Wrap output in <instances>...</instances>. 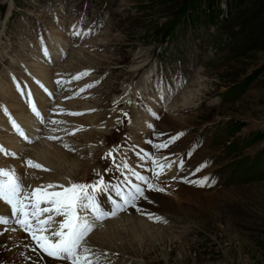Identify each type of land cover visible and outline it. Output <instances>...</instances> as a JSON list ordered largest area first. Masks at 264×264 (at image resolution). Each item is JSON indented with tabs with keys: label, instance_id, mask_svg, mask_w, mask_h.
Wrapping results in <instances>:
<instances>
[{
	"label": "rangeland",
	"instance_id": "374dc122",
	"mask_svg": "<svg viewBox=\"0 0 264 264\" xmlns=\"http://www.w3.org/2000/svg\"><path fill=\"white\" fill-rule=\"evenodd\" d=\"M162 1L0 0V53L7 52L6 58H0V73L5 75H1L0 79L2 83L8 82L7 73L13 67H20L21 58L27 52L23 51L27 43L29 48L35 49L41 44L46 45L53 34L62 35L68 40L67 34L70 36L69 42L73 43L56 66L62 63V67H72L60 71L67 78L74 74L81 75V85L89 84L83 92L85 98L96 99L103 104L92 110L106 113V116L115 111L119 118V114L126 111L128 117L151 101L153 90L149 83L152 76L147 81L145 91L140 94L135 92L146 79L147 74L142 80L141 76L150 65L156 66L155 81L173 82L175 77L180 78L178 73L183 75L187 88L183 92L194 93L200 88L191 102H195L198 93H201L200 99L193 108H181L170 117L160 116L161 127L157 134L164 132V139L167 140V137L184 133L171 145L172 151H180L179 156L171 151L172 155L175 154L172 158L175 159L177 155L176 165L184 154L191 156V160L201 159L192 163L193 166L207 162L208 166L202 170L205 174L202 180H206L207 184L158 183L165 191L149 194L163 195L168 199L157 205L163 208L165 200L172 198L175 206L181 205L187 208L186 211L176 216L169 209L157 208L156 212L151 213L144 208L152 215L149 219L146 213V220L155 226L147 230L145 248L130 257L123 254L124 251L115 249L112 253L114 260L106 259L103 264L107 261V264H119L123 259L121 256L126 258L122 264H264V140L251 142V135L255 132L264 133V52L238 64L229 59L233 39L226 34V24L222 23V19L227 20L230 14L229 0H211L210 7L207 0H171V4ZM175 5L181 9L183 6L193 7L192 14L197 16L195 27L191 29L181 23L171 39L162 40L156 33H163L161 29L177 11L167 12V7ZM207 12H211L213 20L207 18ZM85 31L87 34L82 39L71 37L73 33ZM72 49L84 53L78 57L75 54L72 58L75 60L70 64L65 60ZM13 60L16 61L15 65L11 63ZM43 60L46 63V59ZM135 65L142 68L132 69ZM243 69L245 75L241 79H249L250 83L243 92L235 93L232 97L235 88L229 82L230 76ZM69 90H76V87ZM124 95L125 102L117 105L116 99ZM116 106H121L123 110L119 111ZM118 118L115 124H120L115 129L109 126L107 138H103L101 147L119 148L125 142H131L129 136L128 140L122 134L130 129L131 118L121 121ZM55 120L59 123L62 119ZM69 120V117L65 120L66 126ZM169 120L179 122L172 124ZM58 123H54L56 128L63 126L59 127ZM180 141L181 145L177 147ZM232 141L235 143L225 152L224 146ZM159 153L160 158L167 156L165 150ZM256 154L257 160L253 158ZM46 169H49L46 172L53 174L52 169ZM171 169L165 170V173L171 175ZM182 169V172L194 173V168L188 164H184ZM93 173L99 174L97 167ZM78 175L85 177V173ZM187 188L190 192L186 191ZM143 201L154 205L152 200H140L136 207L123 211L126 212L123 215H130L129 209H137ZM138 214L144 218L139 211ZM161 230H166V233L162 234ZM123 234L126 238L133 237L131 231ZM103 239L100 243L103 248H114L108 235Z\"/></svg>",
	"mask_w": 264,
	"mask_h": 264
},
{
	"label": "bare ground",
	"instance_id": "6f19581e",
	"mask_svg": "<svg viewBox=\"0 0 264 264\" xmlns=\"http://www.w3.org/2000/svg\"><path fill=\"white\" fill-rule=\"evenodd\" d=\"M80 35L81 34H79V37ZM84 35L82 37H84ZM62 37V35L57 36L56 34H53V36H51L49 39L48 51L49 53H51L49 55L51 63H45L44 61L42 62L40 53L33 52L34 50L31 47L29 48V43H27V46L25 47L26 49H23L24 52H27H25L23 58H21V62L23 60V62L26 63L25 66L27 70H29L34 76H25V74L23 75L22 71H20V73L24 76V82L22 83L25 87L24 92L31 93L32 99L36 102V106L41 111L43 117H46V120L50 116H53L55 119H62V125H65V120L69 117V127L64 126L65 130L76 128L78 130L77 132H73L74 134L72 133L71 136H62L64 137V139L62 137L50 139V137L54 136L52 129H55L57 125L47 122L39 123L33 116L34 113L29 112V105L26 104L27 101L23 98H19L18 94L14 92L15 89L13 88L12 83L9 82V80L6 83H2V79H0V100H3L4 102L9 104L12 110L11 112L14 113L13 120L15 121V123H18L19 126H23V128L21 127V129L23 130L24 135L27 137V139H25L24 137L20 136L18 132H15L12 129L13 124L11 123V121H9L7 117L3 116L2 113H0V148L4 149V151H0V169H15L17 174H19L23 178V183L26 187L28 185L31 186V188H35L39 186V184L42 185L48 183H59L67 185V179H69V177L67 176H76L77 174L85 173L84 176L86 177V175L89 174L87 171H89L91 165L96 162L98 151L101 150V147L98 146V140L106 133L105 127L102 128L103 119H105L106 113H91L93 107L103 105L101 104V102H98L96 99H94L95 101L92 99L81 100L78 96L76 98L68 96L64 98V101H61L60 96H57V86L55 85V81L53 79L57 74L56 72L72 69V67H62V63H60L59 66H56L57 62L61 60L60 58L64 54L68 53V49H70V47H72L73 45V43L69 42V39L67 40ZM67 38H69V36H67ZM28 42L31 41L29 40ZM82 53L84 52L72 49L68 59H66L65 61H68L70 64H72L73 60H75L72 59L74 58L73 56H75L76 54L75 57H78L81 56ZM15 62L16 61L13 60L11 63L15 65ZM29 67L32 68V70ZM18 68L19 66L13 67L14 70ZM134 68L135 70H138L142 67H140V65H135L132 69ZM151 71V69H146L144 75L141 76L142 80L147 74L146 79L144 78L145 83L142 82V88L140 87L143 91H145V89L147 88V81L149 80L148 78L151 75ZM3 74L4 73H0V78ZM6 78L7 77H5L4 79ZM181 87L177 90H175V87H172V95L166 92L165 89L162 90V93L164 95L163 100L165 103L164 107H162L161 110H164V115L168 117L173 116L175 115V112L177 110L193 106L196 104L195 102L200 99L198 97L201 93H198V97L195 102H193V104L191 102L195 99L194 93L196 91L200 92V88L193 91L194 93H192L188 91L183 92L187 89L186 85L182 88ZM175 91H178V93H173ZM67 94L70 93L64 91L61 93V96H65ZM52 96L55 98L54 102L51 101ZM173 99L175 100L173 101ZM68 107H72L78 110H86V112L82 115L72 116L70 115V113L66 112V109ZM53 109L55 111L62 110L63 114H59L58 112L57 114H53ZM68 114L70 116H68ZM111 121L112 118L109 119L108 124L111 123ZM160 121L161 120H151V125H153L154 127V130H152L154 131L156 136L158 128L161 127ZM169 122L175 124L179 121L176 122V120H169ZM133 124L135 125V128L144 131L143 136L145 138L148 137L146 129L142 128V123L141 120H139L138 116L135 117ZM87 126H90L91 128L86 129L85 127ZM81 127H84L82 131L79 130ZM161 130L165 131V129ZM57 133L59 132H56L55 134ZM150 139L153 142V145L159 143L157 137H153ZM141 140V144H143L144 140ZM160 151L161 150H159V152ZM156 155H158V158L156 156L157 159H161L160 153ZM141 157L142 155L136 154L135 156L129 158V161L134 167L137 168L139 166L141 171H146V160H141ZM29 159L35 163L43 165L45 168L52 169L53 174L41 169L28 167L26 162ZM171 170L174 171V169ZM151 174V171H147L145 175L150 180H153L154 177ZM171 175H167V173L164 172L158 182H169V176ZM186 191L190 192V189L187 188ZM149 193V200H152L154 205L147 204L149 202L146 203L143 201L141 204H139L137 209H129L131 213L130 215L125 214L127 218H124L125 215H123L126 212L118 214L117 217L113 219L109 218L104 221L101 226H99L93 231L92 234H90L91 236L88 238L87 244L89 247L95 250V253L98 255V257H100L101 262L105 263L106 259L108 261L112 259V253L115 251V249L118 250V252L124 251L123 254H127L130 257L134 255V253H140V251L145 248L146 242L148 241L147 230L155 226L149 223L151 221H149L148 219V221L146 220L147 217L145 216V214L148 212L146 210L144 211V208H147L151 213L156 212L160 208V205L157 204L164 199H168L163 197V195L161 196ZM166 193L168 194V192ZM177 203L181 204L179 202ZM7 207L8 206L5 203L0 201V213L5 214V212L8 211ZM164 209H169L170 211L172 210L175 215L178 216L177 213L186 211L187 208H183L181 205L175 206L171 198L169 200H165L163 208H160V210ZM138 211L140 212L141 216H144L145 219L139 217L140 215L138 214ZM150 217H152L151 214H149V219ZM98 225H100V223ZM3 226L5 225L0 226V230ZM12 229L13 228H9L8 232L0 234V264H66V262L57 261L52 257H48L38 249L33 251V249L35 248L34 242L31 239L27 238V235L22 232L21 229L15 231H13ZM121 229L124 231L121 232ZM130 231V235L133 237L126 238L123 233H128ZM161 233H166V230H161ZM107 235L108 238L113 241L114 250L111 248V246L110 249H106L100 245L101 241H104L103 238H106ZM8 237H10L11 239L9 240ZM103 253H105L104 256L102 255ZM136 256L137 255H135V257ZM121 257L123 258L122 262L126 260L125 256ZM122 262L118 263L122 264Z\"/></svg>",
	"mask_w": 264,
	"mask_h": 264
},
{
	"label": "snow or ice",
	"instance_id": "6c2138e0",
	"mask_svg": "<svg viewBox=\"0 0 264 264\" xmlns=\"http://www.w3.org/2000/svg\"><path fill=\"white\" fill-rule=\"evenodd\" d=\"M75 34L79 35V33ZM44 53L45 56L48 55L46 48ZM81 78V75L75 77L77 80ZM57 83L59 84L60 81ZM32 108L33 112L39 116L34 104ZM70 115H81V113H70ZM13 126L20 136L27 139L23 130L14 121ZM149 128L154 130L151 124ZM183 135L184 133H178L168 140L154 144L153 147L157 150L168 149ZM149 143L152 142L149 141ZM0 151L4 149L0 148ZM118 152L119 149H115L107 154V157L112 158L118 171L121 168L124 170L121 173L122 183L116 184L105 181L101 176L93 183L69 182L67 185L48 183L31 188L24 185L23 178L15 169H0V201L8 205L11 210L10 215L0 213V225H18L19 229L30 236L34 242L33 251L38 249L57 261H63L66 264H99V257L93 259V250L87 244L90 234L99 223L115 218L118 213L125 211L128 207H136L140 200L149 199V192H164L165 189L154 180H159L165 170L171 169L173 163H176L168 157H163L164 162H161L154 155L144 153L141 160L150 161L152 165L150 171L154 180H150L127 162L122 161L120 165H117ZM26 163L31 168L49 170L30 159ZM178 166L183 168L182 158L179 159ZM207 166L205 162L201 167ZM196 183L198 186H205L207 181L201 180ZM112 194L118 200L113 199ZM103 203L110 204V209L105 210L102 207ZM156 219L160 220L159 217Z\"/></svg>",
	"mask_w": 264,
	"mask_h": 264
},
{
	"label": "trees",
	"instance_id": "16d2710c",
	"mask_svg": "<svg viewBox=\"0 0 264 264\" xmlns=\"http://www.w3.org/2000/svg\"><path fill=\"white\" fill-rule=\"evenodd\" d=\"M211 0H207L209 6ZM164 4H171V0H163ZM229 17L222 19L226 34H230L233 41L230 44L229 59L238 64L239 61L247 60L259 52H264V0H229ZM210 7V6H209ZM208 7V8H209ZM192 6L167 7V12L177 10L173 17L165 25L163 33L157 31V35L166 36L173 33L181 23L188 25L191 29L195 27L197 16L192 13ZM207 18L213 20V15L207 12ZM224 27V26H223ZM222 27V28H223ZM245 69L233 72L229 82L239 93L243 92L249 85V79L242 80ZM242 80V81H241ZM251 142L264 140V133L259 131L251 135Z\"/></svg>",
	"mask_w": 264,
	"mask_h": 264
}]
</instances>
